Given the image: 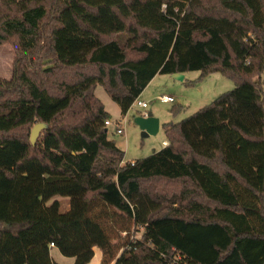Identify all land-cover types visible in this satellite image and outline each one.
I'll list each match as a JSON object with an SVG mask.
<instances>
[{"label":"trees","instance_id":"trees-1","mask_svg":"<svg viewBox=\"0 0 264 264\" xmlns=\"http://www.w3.org/2000/svg\"><path fill=\"white\" fill-rule=\"evenodd\" d=\"M4 43L0 264H58L51 242L87 264L86 235L101 264H264V0H0ZM189 70L236 86L125 161L96 86L125 115L157 73Z\"/></svg>","mask_w":264,"mask_h":264},{"label":"rangeland","instance_id":"rangeland-1","mask_svg":"<svg viewBox=\"0 0 264 264\" xmlns=\"http://www.w3.org/2000/svg\"><path fill=\"white\" fill-rule=\"evenodd\" d=\"M250 34L254 36L252 32H250ZM15 55L16 52L11 43L0 45V76L10 77ZM200 75V70L187 71L186 77L183 79L175 78L173 74H160L149 86L147 91L139 96L140 99L149 102V107L143 109L135 102L125 115H123L118 102L113 99L105 87L102 84L96 86V95L103 101L106 110L110 112L109 120L111 123L107 125L109 137L115 139V141L122 146V149L125 151L126 159L150 155L154 151V146L152 145H155L154 143L158 145L162 138V133L150 134L147 136L142 135L139 125L135 122V117L138 116L141 111L151 110L161 117L168 118V121L177 122L191 115L201 107L211 103L220 94L236 86L232 78L220 71L210 72L201 79L199 78ZM162 94L174 96L175 101L162 102L160 100ZM117 122L122 123L121 126L124 128V133H118L116 131ZM54 199L59 200L61 208L64 211L69 208V196L56 195L48 200L47 203H51ZM99 219L98 215H89L86 219V226H96L100 228L101 224L99 223ZM112 222V219L104 220L105 226L111 231V241L117 246L122 242L124 232L121 230L122 224L120 222L117 221L115 224ZM141 233L142 230H139L136 234L140 236ZM86 236L87 240L90 242L88 247H90L93 252V257L87 264H101L100 251L97 245L92 242L94 237L90 235ZM82 241H84V239ZM53 247L54 246H50L51 256L53 251L55 260H57L56 255L59 254L60 250L58 247ZM87 252L88 251L81 253L80 256ZM69 257L70 258H67L66 264H74L76 256H73L74 258L71 256Z\"/></svg>","mask_w":264,"mask_h":264},{"label":"water","instance_id":"water-1","mask_svg":"<svg viewBox=\"0 0 264 264\" xmlns=\"http://www.w3.org/2000/svg\"><path fill=\"white\" fill-rule=\"evenodd\" d=\"M175 78H184V74L182 72L173 73ZM135 122L139 125L141 129V133L143 136H147L150 134H156L160 127L159 117L155 116L151 110H144L135 117ZM42 125L40 123L36 124L31 131V141L33 143L36 142L40 129Z\"/></svg>","mask_w":264,"mask_h":264},{"label":"crops","instance_id":"crops-1","mask_svg":"<svg viewBox=\"0 0 264 264\" xmlns=\"http://www.w3.org/2000/svg\"><path fill=\"white\" fill-rule=\"evenodd\" d=\"M160 74H163V73H157L152 79H151V81L149 82V84L146 86V88L143 90V92L141 93V95H143L146 91H147V89L149 88V86L157 79V77L160 75ZM183 74H184V78L186 77V72H183ZM140 95V96H141ZM175 101V100H174ZM163 102V101H162ZM173 102V101H172ZM149 107V106H148ZM106 108V107H105ZM108 111V110H107ZM109 112V111H108ZM110 113V112H109ZM154 115L155 116H157V117H159V122H160V127H159V130H158V132L157 133H162V138H161V141H160V143H158V145H156L157 143H154L155 145H152V146H154L153 147V150H158V149H161L162 147H164L167 143H168V141L166 140V135H165V132H164V123L165 122H169L168 120V118H166V117H161L159 114H157V113H154ZM120 124L122 125V123L120 122ZM116 129V128H115ZM125 131H123V133H124ZM132 132L134 133V131L132 130ZM156 133V134H157ZM118 144V143H117ZM119 146H120V144H118ZM156 146H158V147H156ZM121 148H122V146H120ZM135 159H137V158H135V157H133L132 159L130 158V159H126L125 158V161H134ZM54 247H57V246H54ZM53 247V248H54ZM53 248H52V250H53ZM60 250V249H59ZM52 256H53V258H54V260H55V255H54V253H53V251H52ZM72 258H74L73 256H71ZM56 258H57V260H55L58 264H66V262H67V258H70L69 256H66V255H64L61 251H59V254H57L56 255ZM75 263V262H74Z\"/></svg>","mask_w":264,"mask_h":264},{"label":"built area","instance_id":"built-area-1","mask_svg":"<svg viewBox=\"0 0 264 264\" xmlns=\"http://www.w3.org/2000/svg\"><path fill=\"white\" fill-rule=\"evenodd\" d=\"M160 100L163 101V102H171V101H174L175 98L174 96L172 95H168V94H162L160 96ZM137 103L140 107H142L143 109L147 108L149 106V102H147L146 100H142L140 99L139 97L134 101V103ZM105 123L108 125L111 123V121L109 119H107L105 121ZM116 131L118 133H123L124 131V128L121 126L120 122H117L116 123ZM51 246H55V243L54 242H51L50 243ZM180 259V256H176V259H173L170 261L169 264H176V262H178V260Z\"/></svg>","mask_w":264,"mask_h":264}]
</instances>
